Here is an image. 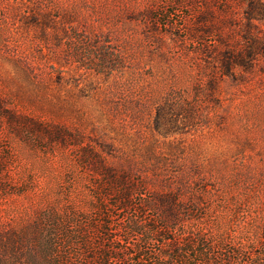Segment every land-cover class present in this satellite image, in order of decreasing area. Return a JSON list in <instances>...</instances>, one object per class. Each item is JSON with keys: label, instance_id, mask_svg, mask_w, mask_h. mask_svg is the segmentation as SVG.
<instances>
[{"label": "rangeland", "instance_id": "rangeland-1", "mask_svg": "<svg viewBox=\"0 0 264 264\" xmlns=\"http://www.w3.org/2000/svg\"><path fill=\"white\" fill-rule=\"evenodd\" d=\"M220 1L0 0V264L169 251L132 222L264 264V58L220 75Z\"/></svg>", "mask_w": 264, "mask_h": 264}, {"label": "trees", "instance_id": "trees-1", "mask_svg": "<svg viewBox=\"0 0 264 264\" xmlns=\"http://www.w3.org/2000/svg\"><path fill=\"white\" fill-rule=\"evenodd\" d=\"M221 9L215 11V16L210 11H206V17L199 21L200 24L207 25L209 28L202 30L200 27L193 29L192 34L196 37L212 35L215 33L212 45L209 47H215L216 60L221 67V76H231L235 68H244L246 71L254 66L255 62L259 58H264V32L260 28V23L264 22V0H221ZM242 7L241 23L242 25L236 27V15L234 13L235 7ZM207 8V7H206ZM196 39V38H195ZM202 41V39H199ZM206 48L203 43H201ZM158 202L166 204L164 199H159ZM119 209H126L129 207V194L127 190L120 193L117 199V205ZM156 206V205H155ZM174 217V209L171 205H167L164 212V219L169 220ZM102 223L108 224L104 221ZM129 233H136L145 237L147 241H154L162 243L163 248H168V252L156 254L153 259L148 258L144 260L145 264H168L169 261H174L178 264H186L183 259V254L187 251L184 250L192 247L191 253L195 255L196 264H210L208 261L199 259L205 251L204 245L195 239L183 240L180 242L177 239L166 238L161 234L157 228L153 226H144L142 223L132 222L128 227ZM167 231V230H166ZM118 243H125L121 238L114 239ZM113 242L115 243L116 241ZM116 249V248H115ZM127 249V248H126ZM194 251V252H193ZM113 252H117L113 249ZM45 257L44 264H53L52 252L47 250L43 252ZM141 261L144 256L139 252ZM127 260L135 261V253L126 255ZM118 259L116 254L112 257L109 251L100 253L96 257H92L89 260V264H110L112 260Z\"/></svg>", "mask_w": 264, "mask_h": 264}]
</instances>
